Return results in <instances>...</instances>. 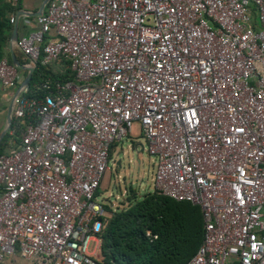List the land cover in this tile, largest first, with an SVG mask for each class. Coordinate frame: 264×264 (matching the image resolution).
Masks as SVG:
<instances>
[{
    "label": "built area",
    "instance_id": "obj_1",
    "mask_svg": "<svg viewBox=\"0 0 264 264\" xmlns=\"http://www.w3.org/2000/svg\"><path fill=\"white\" fill-rule=\"evenodd\" d=\"M36 25L17 40L26 64L65 60L74 78L14 97L0 264H104L117 206L100 182L135 123L153 189L201 208L184 264H264V0H48ZM18 78L0 58L1 86Z\"/></svg>",
    "mask_w": 264,
    "mask_h": 264
},
{
    "label": "trees",
    "instance_id": "obj_2",
    "mask_svg": "<svg viewBox=\"0 0 264 264\" xmlns=\"http://www.w3.org/2000/svg\"><path fill=\"white\" fill-rule=\"evenodd\" d=\"M13 8L0 0V58L10 55L5 52L11 24L6 17ZM22 54V53H21ZM21 63L27 59L17 55ZM24 77L26 70H18ZM72 80L74 72L69 62L60 60L47 64L37 62L22 96H42L38 88L45 79ZM19 85V78L15 87ZM20 119L12 117L9 129L0 141V153L7 152L19 143ZM113 144L110 155L114 150ZM127 204L117 208L106 218L99 233L100 253L104 264H184L197 250L203 239V216L198 204L177 200L156 189L140 196L130 188ZM105 208L110 210L108 205ZM150 235H147V232ZM155 235V237H153Z\"/></svg>",
    "mask_w": 264,
    "mask_h": 264
},
{
    "label": "rangeland",
    "instance_id": "obj_3",
    "mask_svg": "<svg viewBox=\"0 0 264 264\" xmlns=\"http://www.w3.org/2000/svg\"><path fill=\"white\" fill-rule=\"evenodd\" d=\"M138 127V123H135L130 133L114 147L112 157L119 160L120 164L107 169L100 182V199L112 202L117 208L126 206V196L133 195L130 188L137 196L138 191L143 194L153 189L151 176L155 161L145 147L140 148L141 145L145 146V141L139 135ZM92 244L90 242V247Z\"/></svg>",
    "mask_w": 264,
    "mask_h": 264
},
{
    "label": "crops",
    "instance_id": "obj_4",
    "mask_svg": "<svg viewBox=\"0 0 264 264\" xmlns=\"http://www.w3.org/2000/svg\"><path fill=\"white\" fill-rule=\"evenodd\" d=\"M3 1L8 3L13 8L12 12L8 11L6 13V17L9 19V21H10V17L12 16L14 17V20L12 22L10 21L11 24L10 35L13 28H15L16 36L18 40L21 36L28 34L31 30L36 28L37 26L36 17L38 16L37 12H39L40 7L45 0H16V1L3 0ZM47 1L45 2L44 8L46 6ZM10 35L5 46V52H8L9 55H10V50H9ZM48 37H52V33H50ZM17 40H14L12 42V46H11L12 51L14 52L15 56L17 54L22 58H25L18 49ZM22 79L23 76L19 72V84ZM13 93H14V89L3 88L0 84V132L6 123V111ZM138 133H139V127H138ZM140 195L141 193L138 191V196Z\"/></svg>",
    "mask_w": 264,
    "mask_h": 264
},
{
    "label": "water",
    "instance_id": "obj_5",
    "mask_svg": "<svg viewBox=\"0 0 264 264\" xmlns=\"http://www.w3.org/2000/svg\"><path fill=\"white\" fill-rule=\"evenodd\" d=\"M47 0L44 1V3L41 5L40 9H39V12H37V14L39 15L43 8H44V5H45V2ZM14 27H15V24H14ZM14 40H17V36H16V30L15 28H13L12 32H11V35H10V42H9V50H10V59H11V63L18 69V70H26V74L25 76L23 77V79L21 80L19 86L17 87V89L15 90V92L13 93L12 97H11V100H10V103L8 105V108H7V111H6V123L3 127V129L1 130L0 132V141L2 139V137L4 136V134L7 132V130L9 129V126H10V123H11V120H12V111H13V103H14V97L19 94V92L23 89V88H26L29 80H30V77H31V73L34 69L33 66L29 65V64H26V63H21L15 56L14 52L12 51V42ZM142 149V145L140 147ZM120 164V161L117 160L116 161V165L119 166Z\"/></svg>",
    "mask_w": 264,
    "mask_h": 264
}]
</instances>
